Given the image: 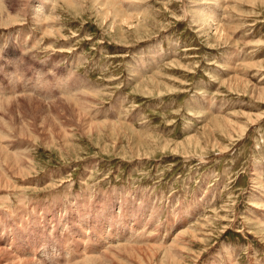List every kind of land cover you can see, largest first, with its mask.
<instances>
[{"label": "rangeland", "instance_id": "374dc122", "mask_svg": "<svg viewBox=\"0 0 264 264\" xmlns=\"http://www.w3.org/2000/svg\"><path fill=\"white\" fill-rule=\"evenodd\" d=\"M0 246L264 264V0H0Z\"/></svg>", "mask_w": 264, "mask_h": 264}, {"label": "bare ground", "instance_id": "6f19581e", "mask_svg": "<svg viewBox=\"0 0 264 264\" xmlns=\"http://www.w3.org/2000/svg\"><path fill=\"white\" fill-rule=\"evenodd\" d=\"M39 8H40V7H39ZM39 8H38V9H39ZM39 10H40V9H39ZM46 10H47V9H46ZM39 12H41V11H39ZM36 13H37V12H36ZM41 16H42V15H41ZM45 26H46V25H45ZM43 28H44V27H43ZM45 28H46V27H45ZM5 99H6V98H5ZM68 102H69V101H68ZM84 119H85V118H84ZM4 124H5V123H4ZM8 126H9V125H8ZM6 157H7V155H6ZM2 159H3V158H2ZM3 164H4V163H3ZM10 164H12V163H10ZM7 165H8V164H7ZM11 167H12V166H11ZM12 168H13V167H12ZM1 177H2V176H1ZM25 182H26V181H25ZM25 182H22V184L24 185ZM26 183H28V182H26ZM76 208H77V207H76ZM76 213H77V212H76ZM136 214H137V213H136ZM137 215H138V214H137ZM20 216H22V215H20ZM106 216H107L108 218H111L109 214L106 215ZM138 216H139V215H138ZM10 217H11V216H10ZM23 217H24V216H23ZM11 218H15V217L13 216V217H11ZM42 218H43V217H42ZM140 218H141V217L139 216V219H138L136 222H133L134 225H137L138 223H142V222L139 221ZM14 220H15V219H14ZM91 220H92V219H91ZM97 220H98V219H97ZM97 220H96V221H97ZM24 221H25V220H24ZM131 221H133V220H131ZM14 222H15V221H14ZM118 222H119V221H118ZM25 223H26V222H25ZM37 223H38V222H37ZM39 223H40V222H39ZM105 223L109 225V224H110V220H106ZM149 223H150V222H149ZM35 224H36V223H35ZM17 225H20V224H18V222H17ZM21 225H22V224H21ZM130 225H132V224L129 222V226H130ZM27 226H28V225H27ZM27 226H26V227H27ZM261 226H262V225H261ZM17 227H18V226H17ZM23 227H24V226H23ZM18 228H19V227H18ZM19 230H21V229H19ZM24 230H25V229H24ZM24 230H23V232H24ZM40 230H41V229H40ZM25 231H26V230H25ZM150 231H151V230H150ZM78 232H79V231H78ZM141 232H142V231H141ZM75 234H76V233H75ZM136 234H137V233H136ZM143 234H144V233H143ZM88 235H89V234H88ZM139 235H140V234H139ZM20 236H21V235H20ZM76 237H77V236H76ZM85 238H86V237H85ZM85 238H82V239H85ZM121 240H122V239H121ZM121 240H120V241H121ZM78 242H80V243L77 245L78 247H77V246H76V247H77V248H80V245L83 244V240H82V241H78ZM126 242H127V241H126ZM129 242H130V241H129ZM65 243H66V242H65ZM121 244H122V243H121ZM40 245H41V244H40ZM122 245H123V244H122ZM122 245H121V246H122ZM124 246H125V245H123L122 247H124ZM126 247H128V246H125V248H126ZM96 248H97V247H96ZM116 248H118V247H116ZM125 248H124V251L126 250ZM128 248H130V247H128ZM132 248H133V247H132ZM0 249H1V250L3 249V252H4V250H5V251H8V250L6 249V247L1 248V246H0ZM120 249H121V247H120ZM120 249H119V250H120ZM55 250H56V249H55ZM131 250H133V251H129V252H131V253H130V256L133 254L132 252H134V249H131ZM135 250H136V249H135ZM73 251H74V250H73ZM53 252H54V251H53ZM80 252H82V251H80ZM92 252H93V251H92ZM125 252H126V251H125ZM1 253H2V252H1ZM1 253H0V255H1ZM4 253L6 254V256L3 255V257H4L3 259L5 260V262L19 263V261L21 260V257H18V256L16 257L13 253H7V252H4ZM20 253H22V252H20ZM67 253H68V252H67ZM119 253H120V252H119ZM134 253H136V251H135ZM138 253H140V252H137L136 254H138ZM120 254H121V253H120ZM125 254H126V253H125ZM127 254H128V253H127ZM127 254H126V255H127ZM82 255H83V252H82ZM19 256H20V255H19ZM26 256H27V255H26ZM70 256H71V255H70ZM83 256H84V255H83ZM84 257H86V256H84ZM132 257H133V255L131 256V258H132ZM136 257L138 258V256H136ZM170 257H172V256H170ZM87 258H88V256H87ZM98 258H99V257H98ZM133 258H134V257H133ZM172 258H173V257H172ZM25 259H26V258H25ZM27 259H30V258H27ZM32 259H33V258H31L30 260H32ZM95 259H96V258H95ZM168 259H169V257H168ZM30 260H29V261H30ZM90 260H91V259H90ZM92 260H93V259H92ZM138 260H139V259H138ZM2 261H3V260H2ZM22 261L24 262L23 259L21 260V262H22ZM75 261H76V260H75ZM79 261H80V260H79ZM79 261H78V262H79ZM81 261H82V260H81ZM87 261H88V260H87ZM173 261H174V260H173ZM23 262H22V263H23ZM25 262L27 263L28 260L25 261ZM32 262H33V261H32ZM37 262H38V261H37ZM94 262H95V260H94ZM176 262H177V261H176ZM79 263H80V262H79ZM82 263H83V262H82ZM96 263L98 264V262H96ZM32 264H36V263L33 262ZM65 264H66V262H65ZM76 264H77V263H76ZM122 264H123V263H122Z\"/></svg>", "mask_w": 264, "mask_h": 264}]
</instances>
